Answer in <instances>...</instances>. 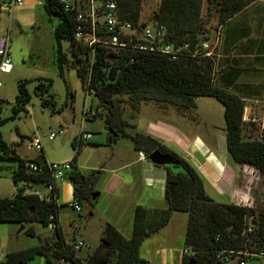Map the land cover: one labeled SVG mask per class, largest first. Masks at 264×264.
<instances>
[{
	"label": "trees",
	"instance_id": "1",
	"mask_svg": "<svg viewBox=\"0 0 264 264\" xmlns=\"http://www.w3.org/2000/svg\"><path fill=\"white\" fill-rule=\"evenodd\" d=\"M117 1L120 17L133 23L137 35L142 27L144 0ZM253 1L160 0L152 21L165 25L166 43L181 48L176 58H173L160 51L141 49L139 46L144 45L145 41L135 35L131 37L132 41L127 40L129 37H122L127 45L122 46L119 54L98 45L96 52L92 53L90 47L76 38V10H67L61 0H45L47 14L58 20L54 38L55 64L59 73L64 76V67L70 66L68 52L62 44L63 40H67L73 57L71 67L76 69L83 88L95 94L106 108L105 120L111 132L110 141L114 139L113 134L130 137L135 149L144 151L147 158L154 151L160 150L177 159L179 165H156L166 170L167 207L137 206L131 238H126L115 226L108 224L101 245L86 263H82L77 255L79 250L75 249L76 244H68L63 237L59 216L61 206L58 204L59 188L53 193L51 201L40 199L34 192H27V188H32L36 183L47 186L53 182V172L47 165L45 154L42 152L34 159L21 157L0 131V178L4 168L2 161L13 160L18 163L12 174L18 194L13 198L0 195V222L26 224V233L34 237L37 236L32 225L34 222H40L46 227L55 224L53 236H37L40 239L38 244L7 253L0 264H30L38 255L44 256L50 264H59L67 259H72L75 264H149L140 255L142 244L150 235L167 225L176 211L188 214L185 250L189 253L184 254L182 264H224L222 256L228 255L230 259H235L240 252H264V205L261 208H250L216 201L207 193L203 177L188 160L151 134L128 133V122L122 116L125 102L132 109L139 110L143 102L152 101L160 107H173L185 114L196 106L197 97H214L224 106L229 156L241 166L257 168L264 177V136L253 137L259 121L244 119L246 108L251 103L230 90L229 86L217 83L215 56L206 55L207 51L203 48V42L210 40L214 21L217 24L225 22ZM30 82H18L19 94L15 99L13 115L0 117V127L14 119L30 103L31 95L27 88ZM51 86V80L40 79L36 93L43 106L53 109L55 102L44 97ZM122 96L129 98L126 101ZM72 145L75 150L70 160L73 166L66 176L73 185L74 199L94 202L92 196L98 193L95 190L98 172L84 174L78 169L81 139L76 137ZM30 161L44 163L43 171H31L27 165ZM250 217L254 231L246 234Z\"/></svg>",
	"mask_w": 264,
	"mask_h": 264
},
{
	"label": "rangeland",
	"instance_id": "2",
	"mask_svg": "<svg viewBox=\"0 0 264 264\" xmlns=\"http://www.w3.org/2000/svg\"><path fill=\"white\" fill-rule=\"evenodd\" d=\"M9 1L0 0V36L8 35L10 38L13 70L0 75L4 84L0 88V97L2 98L0 117L7 118L13 115L15 99L19 94L18 82L20 80H31L27 85L31 101L14 119L2 125L0 131L6 142L15 146L21 157L34 159L43 152L47 159L55 162L72 160L75 154L73 140L76 137L80 139L83 134H92L91 140H81L82 148L77 164L78 169L84 174H89L92 171L104 173L102 180L95 184L96 192L103 189L102 195L97 197L94 202L87 199L78 201L74 199L70 188H63L60 189L58 199V204L61 206L59 216L64 240L70 245H74L80 240L85 242L84 247L78 251L77 255L82 263H86L89 256L101 245L108 224L121 229L123 233L119 231L126 238L132 236L135 204L132 202L129 204L126 200L122 201L110 196L107 191H104V186L108 179L109 165H115L118 161L117 157L121 159L122 163L125 162V159H131L132 156L139 154L130 137L119 135V141L116 144L110 141L105 120L106 108L95 94L88 93L83 88L76 69L71 67L73 57L69 50L70 43L67 40H63L62 44L64 50L68 52L70 66L66 65L64 76L60 75L55 64L54 38V29L58 20L47 14L42 0H32V2L22 0L23 7L14 6L12 11L5 7ZM159 4L160 0H144L141 22L152 25L153 14ZM214 24L216 21L213 22V27ZM138 36L142 38V34L139 33ZM40 79L52 81V86L44 97L55 102L53 109L43 106L40 96L36 93V85ZM122 98L127 101L129 97L122 96ZM195 103L196 106L184 114L185 116L191 113L193 118L182 121L175 119L177 117L175 114L162 115L152 101L143 102L139 110L132 109L130 104L125 102L122 116L128 122L126 131L130 134L141 132L147 129L150 121L163 118L184 130H187L188 127V133L199 135L206 140L210 138L211 132L225 134L226 121L223 104L209 96L197 97ZM90 110L93 114L98 112L95 118L86 115V112ZM208 119H212L215 123L214 128L210 126L212 123L208 125L210 123ZM249 119H251L250 113ZM263 123V118H260L258 130L253 137L264 136ZM60 129L65 132V135H57L53 140L48 138L52 132L57 133ZM214 129L216 130L214 131ZM247 134L249 135V132ZM37 136L41 138L43 151L35 150L30 146L31 140ZM114 136L115 134H113ZM2 165L4 168L0 178L2 180L0 195L12 197L15 189L12 174L18 163L13 160H4ZM132 174L131 172L129 175ZM252 189L253 206L261 208L264 205V177L261 174H258V179ZM36 190L44 192L47 187L43 183H36L32 188H27V192ZM127 198L131 199V195H127ZM70 203L79 204L80 210L70 206ZM161 205L167 207L166 202ZM187 223V213L174 212L167 225L144 241L140 248L141 257L150 264H182L185 254ZM32 225L37 236L40 237L50 230L40 222H34ZM24 226L26 224L20 222H0L2 262L7 253L39 243L40 239L37 236L28 235L25 229L22 230ZM30 264L50 263L44 256L38 255ZM59 264L75 263L72 259H67ZM229 264L239 263L238 260L232 259ZM249 264H264V260H254Z\"/></svg>",
	"mask_w": 264,
	"mask_h": 264
},
{
	"label": "crops",
	"instance_id": "3",
	"mask_svg": "<svg viewBox=\"0 0 264 264\" xmlns=\"http://www.w3.org/2000/svg\"><path fill=\"white\" fill-rule=\"evenodd\" d=\"M42 2L44 4L45 0ZM209 36L210 40L207 42L214 45L217 83L229 86L230 90L251 103L252 121H259L260 118L257 119L259 116L264 120V0L253 1L221 24L216 22ZM153 105L158 107V112L162 115L175 114L177 115L175 119L182 121L193 118L191 113L187 114L188 118L187 115H180L172 107L161 108L156 104ZM93 117L95 118V115ZM208 121H210L208 125L212 123L210 126L214 128L215 123L212 119ZM148 124L147 129L141 132L157 137L170 149L188 160L203 177L206 191L212 198L218 202H234L233 194L236 190L242 189L244 179L242 166L228 154L226 132L225 134L211 132L208 141L199 135L188 133V127L184 130L163 118L150 121ZM118 141L119 137L116 136V141L112 142L116 144ZM117 160L115 165H109L104 191L118 200H126L129 204L132 202L135 204V209L137 206L165 208L161 205L166 202L165 168L156 166L148 158L141 159L139 155L125 159L122 163L119 157ZM131 172L133 174L130 176ZM103 175L102 171L98 172L97 183L102 180ZM1 181L0 179V191L2 190ZM58 188L59 190L70 188L74 197L71 182L67 180L60 182ZM97 192L99 197L103 189ZM13 194L14 196L10 198L18 194L16 186ZM127 195H131V199L127 198ZM118 230L122 232L121 229ZM53 235L54 232L51 230L44 234L48 238ZM48 241L50 242L51 239Z\"/></svg>",
	"mask_w": 264,
	"mask_h": 264
},
{
	"label": "built area",
	"instance_id": "4",
	"mask_svg": "<svg viewBox=\"0 0 264 264\" xmlns=\"http://www.w3.org/2000/svg\"><path fill=\"white\" fill-rule=\"evenodd\" d=\"M67 10H76L77 13V27H76V38L86 46L92 49V53L96 52V46H103L109 48L113 53L119 54L122 46L127 45V42L122 41V37L137 36L138 39L144 40L145 44H141V49H148L151 51H160L166 55H171L173 58L181 51V48L175 47L171 43H166V27L163 24L142 23L141 31L142 38L136 35V30L132 22L123 19L119 15V6L117 0H61ZM24 3L22 0H11L8 4H5L10 11L13 10L14 6H22ZM151 24V23H150ZM123 42V43H122ZM213 47L207 41L203 42V48L207 51L206 55H213ZM13 69L12 57L10 52V38L8 35L0 36V75L9 73ZM3 82L0 79V88L3 87ZM2 98L0 97V106ZM86 115L92 117V110L87 111ZM57 135H65V132L60 129L57 133L52 132L49 135V139L53 140ZM82 141H89L92 139V134H83L80 138ZM31 148L42 151L43 145L40 137H34L31 140ZM141 159L147 158L144 151L138 152ZM31 171L41 172L45 164H39L30 161L27 164ZM47 165L53 172V182L48 184L47 190L44 192L34 191L36 195L42 200L51 201L54 197L52 196L55 190L58 188V183L67 180V173L72 170V162H54L47 161ZM242 173L244 185L242 189H238L233 194V203L237 205L247 206L254 208V198L252 188L254 187L256 180L258 179L259 170L253 166L244 165L242 166ZM70 206L76 210H80L79 204L70 203ZM51 231L54 230L55 224L51 223L48 227ZM254 231V224L252 217H250L248 225L245 229V233L249 234ZM85 245V242L80 240L76 243L75 249L81 250ZM189 253L185 250V254ZM236 260L239 264H249L252 260H264V252H240L236 254ZM230 256H222L221 261L224 264H229ZM2 256L0 255V262Z\"/></svg>",
	"mask_w": 264,
	"mask_h": 264
},
{
	"label": "water",
	"instance_id": "5",
	"mask_svg": "<svg viewBox=\"0 0 264 264\" xmlns=\"http://www.w3.org/2000/svg\"><path fill=\"white\" fill-rule=\"evenodd\" d=\"M251 111L250 106L246 108L245 111V120L249 119V113ZM116 136H114L113 141H116ZM148 160L151 161L152 163H154L155 165H160V166H178L179 165V161L177 159H175L174 157H172L169 154L163 153L160 150H156L153 153H151L148 156ZM99 193H96L95 195H93V200H96V198L98 197Z\"/></svg>",
	"mask_w": 264,
	"mask_h": 264
}]
</instances>
